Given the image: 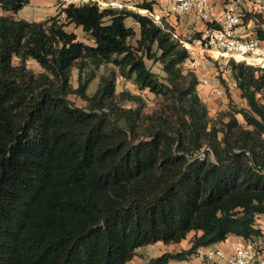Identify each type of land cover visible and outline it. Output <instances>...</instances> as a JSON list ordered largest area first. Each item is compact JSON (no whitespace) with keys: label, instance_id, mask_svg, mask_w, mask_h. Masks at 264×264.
Here are the masks:
<instances>
[{"label":"trees","instance_id":"1","mask_svg":"<svg viewBox=\"0 0 264 264\" xmlns=\"http://www.w3.org/2000/svg\"><path fill=\"white\" fill-rule=\"evenodd\" d=\"M29 1L0 0V8L17 12ZM127 18L138 25L135 47ZM171 30L138 13L61 0L41 21L0 15V264H125L140 247L178 244L194 231L189 248L148 260L167 264L229 236L262 234L264 73L230 58L246 107L212 119ZM145 59L162 64L165 82ZM105 62L116 69L88 95L93 72L81 79V70ZM116 74L161 96L160 108L120 103L139 97L116 94Z\"/></svg>","mask_w":264,"mask_h":264},{"label":"built area","instance_id":"2","mask_svg":"<svg viewBox=\"0 0 264 264\" xmlns=\"http://www.w3.org/2000/svg\"><path fill=\"white\" fill-rule=\"evenodd\" d=\"M61 3L126 10L145 15L161 26L165 22L170 24V18H193L200 24L199 41L205 50L215 53V58H232L260 71L264 69V0H61ZM247 14L249 18L243 23ZM172 35L186 48L175 31ZM261 231L258 236H232L222 242L224 245L205 246L196 252L202 257L200 264H264L262 228Z\"/></svg>","mask_w":264,"mask_h":264},{"label":"rangeland","instance_id":"3","mask_svg":"<svg viewBox=\"0 0 264 264\" xmlns=\"http://www.w3.org/2000/svg\"><path fill=\"white\" fill-rule=\"evenodd\" d=\"M30 9H33V7H31L29 4L23 6L16 13L5 11L0 8V15L4 14L17 18L19 15L29 12ZM248 18V14L243 17V23H246ZM169 20L172 21V24L170 23V25L173 27L172 31H175L179 38L187 45L186 50L188 57L180 64L182 72L185 73L187 71H193L198 80L196 87L197 91H209L205 97L202 96V101L207 107L209 117L212 119H217L219 116L225 115L228 112H232L237 108L246 107V101L241 97L237 80L235 79V68L229 62V59L215 58V53L208 51V49H204L205 46L199 41L200 32L198 30L200 25L198 22L189 17H174L173 19L170 18ZM125 24L134 28L135 35L134 37L128 39V43L135 47L136 39L138 38V25L130 18L125 20ZM64 28L66 31L75 33L76 39L78 41H81L87 45H93V41L89 35L83 32L80 27H76L74 24L68 23ZM13 63L17 64L18 59L14 58ZM145 64L152 72L156 73L161 78V80L165 82L164 77L166 73L163 71L162 64L159 61L155 62L150 59H145ZM25 65L35 73L42 70L39 64L33 59H27L25 61ZM112 69L115 70L116 68L111 62L102 63L97 69H92L91 66L84 67L80 72L81 79H84L88 73L93 72V77L87 84L86 93L88 95H92L97 88L100 76ZM260 72L264 73V69ZM78 74L77 68L74 67L70 74V83L72 87L77 86ZM201 79H206L207 82L202 83ZM115 91L116 94L120 93L121 91H129L138 95V101H121L120 103H123L125 106L141 105L142 111L145 113H151L152 111L160 108L162 105L161 96L155 95L147 89L139 90L131 78H125L119 74H116L115 78ZM218 91L221 92L218 93ZM257 98L261 103H264V99L259 93H257ZM69 99L77 106L85 105V102L77 95L72 94L69 96ZM236 117L240 122H243L240 114H236ZM258 224L264 231V215L259 217ZM193 235L194 231L189 232L185 239H183L178 244H159V246H153L149 254L153 255L155 253L160 254L166 251L173 252L187 249L190 246V240ZM149 254L146 255V252H143L139 256L145 258V256L148 257ZM199 261L200 260H198V258L193 255L189 259L184 260L183 264H200Z\"/></svg>","mask_w":264,"mask_h":264},{"label":"crops","instance_id":"4","mask_svg":"<svg viewBox=\"0 0 264 264\" xmlns=\"http://www.w3.org/2000/svg\"><path fill=\"white\" fill-rule=\"evenodd\" d=\"M56 1L57 0H30L28 4L31 7H33V9H30L29 12L24 13L23 15H19L17 18H22V19H25L28 21H41L45 17L54 15L56 13ZM242 5L245 6V3H242ZM13 13H16V12H13ZM17 15H18V13H17ZM249 25H250V23H249ZM207 92H209V91H200L199 94H203L200 96L205 97L207 95ZM203 97H202V99H203ZM231 237L232 236H229L228 238H231ZM159 244H163V243L158 242L155 244L145 245L143 247L136 249L135 255L133 256V258L125 264H148L149 258H152V257H155V256L161 254V253L160 254L155 253L156 255L155 254H153V255L149 254V252H151V250H152L151 248L153 246H159ZM219 245H224V244L222 242H218V243L211 244L210 246H219ZM204 247H199L197 249V252L200 250H203ZM142 248H143V250H142ZM143 252H146V255L149 254V256L148 257L145 256V258H143L142 256H139ZM194 256L197 257L198 260H200L199 261L200 263L202 262V257L200 255L195 254ZM183 262H184V260H170L167 264H183Z\"/></svg>","mask_w":264,"mask_h":264}]
</instances>
